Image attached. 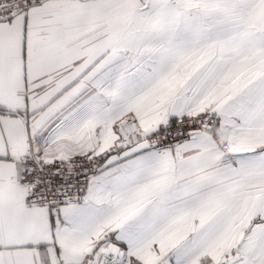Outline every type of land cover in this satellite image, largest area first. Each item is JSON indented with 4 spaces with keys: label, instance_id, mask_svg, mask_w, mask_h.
Instances as JSON below:
<instances>
[{
    "label": "snow or ice",
    "instance_id": "obj_1",
    "mask_svg": "<svg viewBox=\"0 0 264 264\" xmlns=\"http://www.w3.org/2000/svg\"><path fill=\"white\" fill-rule=\"evenodd\" d=\"M0 264H264V0H0Z\"/></svg>",
    "mask_w": 264,
    "mask_h": 264
}]
</instances>
